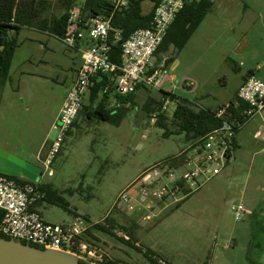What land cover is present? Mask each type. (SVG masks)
Masks as SVG:
<instances>
[{"label":"rangeland","instance_id":"obj_1","mask_svg":"<svg viewBox=\"0 0 264 264\" xmlns=\"http://www.w3.org/2000/svg\"><path fill=\"white\" fill-rule=\"evenodd\" d=\"M47 1L46 16L62 15V0ZM84 1L75 4L81 7ZM210 1L211 11L186 47L180 52L170 48L154 58L156 70L163 74V91L189 100L195 109L220 112L235 103L236 90L250 72L264 82V0ZM151 5L145 2L143 12ZM18 44L9 82L0 95V150L40 167L35 183L51 185L69 204V212L41 205L47 223L63 225L81 216L109 227L105 219L112 218L115 236L95 232L100 241L90 242L117 264H150L137 248L159 255L162 264H264V137H255L264 129V111L236 135L238 148L230 151L221 174L190 197L176 204L150 208L146 202L145 209L117 211L113 205L121 193L128 190L139 198L143 172L191 145L184 135L164 138L163 126L175 131V104L152 113L144 106L159 92L141 89L135 103L126 106L119 126L82 116L53 158L49 171L54 176L48 177L37 156L46 146L43 160L57 137L53 125L80 56L35 29H23ZM166 58L171 59L168 64ZM239 206L244 208L241 220L235 213ZM147 214L152 220H144ZM130 232L140 247L121 240L123 235L131 237Z\"/></svg>","mask_w":264,"mask_h":264},{"label":"built area","instance_id":"obj_2","mask_svg":"<svg viewBox=\"0 0 264 264\" xmlns=\"http://www.w3.org/2000/svg\"><path fill=\"white\" fill-rule=\"evenodd\" d=\"M107 1L114 6L113 12L110 15L91 18L86 30H80L79 10L76 8L71 12L68 34L62 42L69 49L81 52L83 63L76 73L75 81L54 125L57 137L51 143L46 157L40 160L48 177L54 176L49 167L53 158L59 154L85 101L89 99L96 76L115 75V93L121 97L133 95L139 89L157 92L162 90L163 74L153 69L154 56L170 26L185 7L186 0H160L154 6L150 28L135 31L123 42L120 65L110 60L111 22L113 14L124 10L131 0ZM121 41L120 33H116L113 43ZM82 43H87L84 49L79 46ZM238 100L246 104L239 119L230 121L232 113L227 109L220 111L218 117L224 118L221 128L210 132L177 155L176 167L169 168L158 164L156 166L158 168L145 171L141 176L139 198L136 199L127 190L118 196L113 209L125 212L138 207L143 208L146 202H149L150 208L169 201L170 204L180 203L200 186L220 175L229 159L237 129L245 127L264 111V82L255 75L249 76L239 88ZM168 104L169 102L165 104L163 111L167 109ZM120 106L115 101L110 105L116 108ZM226 114L230 117L225 118ZM45 196L40 184L20 183L0 174V211L3 213L0 237L15 239L43 250L67 252L86 264L114 262L105 250L91 245V234L99 223H93L81 216H75L63 225L47 223L39 206ZM243 211L242 206L235 210L237 220L242 219ZM152 217V214H147L144 220L150 221ZM123 238L129 242L131 237L123 235Z\"/></svg>","mask_w":264,"mask_h":264},{"label":"trees","instance_id":"obj_3","mask_svg":"<svg viewBox=\"0 0 264 264\" xmlns=\"http://www.w3.org/2000/svg\"><path fill=\"white\" fill-rule=\"evenodd\" d=\"M149 1L155 5L160 0H131L128 6L122 11H116L113 14L110 31L111 52L110 60L116 65L121 64L122 44L127 41L130 36L139 29L150 28L154 15V8L148 16L142 15V3ZM65 5V10L59 17L46 16L49 11V1L47 0H0V92L5 88L10 78L12 61L15 55L18 44V36L23 29H35L40 32L48 33L59 40H64L69 30V19L71 12L77 8L81 20L80 30H86L89 20L99 15H110L113 12L114 6L107 0H85L81 7L76 6L75 0H62ZM213 3L210 0H186L185 7L177 15L175 21L170 26L162 45L156 52V57L160 53H167L170 48H174L177 52L183 50L195 32L198 30L208 13L211 11ZM120 33L121 42L113 43L114 35ZM171 59H167L166 63ZM250 72L247 77L252 76ZM115 75H98L93 79L88 105H83L82 110L77 118L87 116L88 119H98L115 126L124 119L128 109L126 106L135 103V94L128 97H121L115 93L114 88ZM141 90V89H139ZM117 102L121 105L120 108H110L111 102ZM175 104V110L172 116L171 125L175 131H169L166 126L164 138L172 135H184L186 141L190 144L196 143L201 138L212 131L221 128L224 118L218 117L219 112L205 109H195L193 103L187 99L176 96L172 92L161 90L156 97H149L144 108L152 113H161L165 104ZM246 108V104L239 101V105L231 103L224 107L232 116L226 114L224 117L230 121H235L240 118V113ZM160 120H165L164 114H160ZM77 120L73 127L77 125ZM72 127V128H73ZM237 129L236 135L243 129ZM232 148H238L236 140H233ZM230 158V156H229ZM176 157L170 158L163 162L169 168L176 167ZM11 179L17 180L20 183L31 182L26 179H21L13 176H8ZM41 190L46 194L43 202L69 210V204L65 199L55 191L51 185H42ZM3 214L0 211V222ZM87 220V219H86ZM109 225L106 227L103 224H98L94 227L91 238L95 241H100L95 232L115 236L113 233L114 220L110 217L105 219ZM131 233V232H130ZM133 237V233H131ZM134 239V238H133ZM127 245L134 247L132 242H127L121 239ZM136 240V239H134ZM81 264H86L81 262ZM107 264H117L108 262Z\"/></svg>","mask_w":264,"mask_h":264},{"label":"water","instance_id":"obj_4","mask_svg":"<svg viewBox=\"0 0 264 264\" xmlns=\"http://www.w3.org/2000/svg\"><path fill=\"white\" fill-rule=\"evenodd\" d=\"M0 174L36 182L40 169L0 150ZM0 264H81L67 252L43 250L33 245L0 237Z\"/></svg>","mask_w":264,"mask_h":264},{"label":"crops","instance_id":"obj_5","mask_svg":"<svg viewBox=\"0 0 264 264\" xmlns=\"http://www.w3.org/2000/svg\"><path fill=\"white\" fill-rule=\"evenodd\" d=\"M198 1V0H197ZM145 2H149V1H144L143 3H142V5L145 3ZM151 3V2H150ZM152 5H151V8L147 11V13H144L143 12V9H142V6H141V9H142V15L143 16H148L149 14H151V12L153 11V8H154V4L153 3H151ZM86 44L87 43H82V44H80L79 46H80V48L81 49H84L85 48V46H86ZM18 49V48H17ZM17 51V50H16ZM78 52V54H79V56H80V64H79V66L77 67V68H75V71H74V76H73V78H72V83H74V81H75V78H76V73H77V71H78V69L81 67V65H82V63H83V56H82V53L81 52H79V51H77ZM167 60V58L164 60V61H166ZM153 66H154V68L153 69H156V66H155V58H154V60H153ZM248 77L246 76L245 78H244V80H243V82L240 84V86L237 88V90H236V94H235V98H236V100H235V105H239V100H238V91H239V88L244 84V82L246 81V79H247ZM10 79V78H9ZM5 88H6V86H5ZM5 88L2 90V92H0V95L2 94V95H4V91H5ZM3 99V98H2ZM59 115V114H58ZM58 115H57V117H56V119H55V122H54V125H55V123L57 122V119H58ZM54 125H53V129H54ZM70 132V131H69ZM264 129L262 128V129H260V130H257L256 131V133H255V137L256 138H263L264 137ZM46 147V146H45ZM45 147L43 148V150L41 151V153H39V155L37 156V159H38V161H40V160H42L41 159V155H42V153L44 152V150H45ZM23 161H25L26 163H28L27 162V160H24L23 159ZM33 165V164H32ZM35 166V165H34ZM37 168H39L40 169V167H38V166H36ZM144 173V172H143ZM2 212V211H1ZM3 214V213H2Z\"/></svg>","mask_w":264,"mask_h":264},{"label":"flooded vegetation","instance_id":"obj_6","mask_svg":"<svg viewBox=\"0 0 264 264\" xmlns=\"http://www.w3.org/2000/svg\"><path fill=\"white\" fill-rule=\"evenodd\" d=\"M104 235H106V234H104ZM107 236H109V235H107ZM96 237L100 240V238L96 235ZM110 237H113V236H110ZM97 242H99V241H97ZM129 242H132L133 244H134V246L136 245H138V247H140L139 246V244H138V242H135L134 243V239H133V237L131 236V238H130V241ZM134 248V247H133ZM136 248V247H135ZM137 250L140 252V253H143L144 254V256L148 259V261H149V263L150 264H162V259L160 258V256L159 255H156L154 252H149V251H147V252H143V251H141L140 249H138L137 248Z\"/></svg>","mask_w":264,"mask_h":264}]
</instances>
